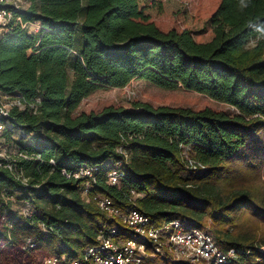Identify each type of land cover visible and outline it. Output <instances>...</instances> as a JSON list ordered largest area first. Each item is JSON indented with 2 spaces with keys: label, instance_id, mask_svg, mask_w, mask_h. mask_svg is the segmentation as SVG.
<instances>
[{
  "label": "trees",
  "instance_id": "obj_1",
  "mask_svg": "<svg viewBox=\"0 0 264 264\" xmlns=\"http://www.w3.org/2000/svg\"><path fill=\"white\" fill-rule=\"evenodd\" d=\"M25 1L16 16L40 29L12 22L0 33V92L20 102L0 115V144L27 154L9 161L28 179L0 167V264H34L47 248L80 256L108 220L102 196L158 222L212 220L219 247L238 252L226 264H264V189L238 183L264 177V0H214L196 12L183 0ZM135 79L224 108L134 100L78 111L96 90ZM83 167L94 176L75 177Z\"/></svg>",
  "mask_w": 264,
  "mask_h": 264
},
{
  "label": "built area",
  "instance_id": "obj_2",
  "mask_svg": "<svg viewBox=\"0 0 264 264\" xmlns=\"http://www.w3.org/2000/svg\"><path fill=\"white\" fill-rule=\"evenodd\" d=\"M0 2L6 5L0 9V29L3 31H8L12 22L30 31L31 26L37 24L16 16L18 10L28 7L25 0ZM39 29L40 24L34 32ZM9 109L0 106V115H7ZM4 130L5 123L0 120V139ZM16 155L27 157L23 151L16 152ZM0 167L9 168L24 183L28 182L23 171L18 170L16 164L10 162L9 157L2 152ZM94 170L93 167H83L74 176L93 177ZM121 175L117 170H113L109 173V182L118 183ZM91 187L92 180H89L85 184L83 194L87 195ZM97 204L108 216V220L100 229L98 242L87 247L76 258L53 255L46 259L44 264H159L158 260L187 264H226L237 257V249L220 248L214 235L206 227L193 226L178 218L158 222L135 205L118 206L109 196L99 197ZM31 211L27 207L24 209L27 214ZM120 227L126 230L122 231ZM27 245L34 247L31 239H28Z\"/></svg>",
  "mask_w": 264,
  "mask_h": 264
},
{
  "label": "rangeland",
  "instance_id": "obj_3",
  "mask_svg": "<svg viewBox=\"0 0 264 264\" xmlns=\"http://www.w3.org/2000/svg\"><path fill=\"white\" fill-rule=\"evenodd\" d=\"M186 1L189 5V8L192 12H196L200 7H202L206 3H212L214 0H183ZM28 5H26L27 7ZM165 25L171 23V18L165 17L162 21ZM38 24L37 22L35 26H31V31H35ZM3 30L0 29V33ZM134 100L146 101L150 102L151 104L158 106V105H183V106H192L194 108H202L205 106H214L216 108H224V105L219 104L218 102L208 98L205 95L198 94L194 91H188L183 88L170 90L161 88L151 84L150 82L142 79H135L133 80L130 85L123 89L113 88V87H104L96 90L93 92L89 97L85 98L80 106L78 107V111H99L107 105H123V106H130L131 102ZM19 100L14 95H7L0 92V106H4L5 108H11L15 104H19ZM0 152L7 155L8 157L16 155L18 150L14 147H10L8 144H0ZM186 157L191 161V167L196 168V164L191 157L190 154H186ZM198 167H203L199 166ZM244 183V186L252 187L256 186L259 190L264 189V177L263 179H259L257 177L251 176L245 182H238ZM25 207L30 208L31 206L27 204L26 206L22 207V213L24 212ZM248 219V220H247ZM247 220L250 222V218L248 215H242V221ZM214 226V222L212 220L207 221L205 223V227H207L210 231ZM28 240L25 242L24 249L29 251L27 245ZM264 248V246H262ZM51 253L48 251V248L43 252L37 255V258L34 264H44L46 259H48ZM62 257V256H61ZM68 258L67 255H65ZM27 260V256L24 258V261ZM198 264H207L204 262H200Z\"/></svg>",
  "mask_w": 264,
  "mask_h": 264
}]
</instances>
